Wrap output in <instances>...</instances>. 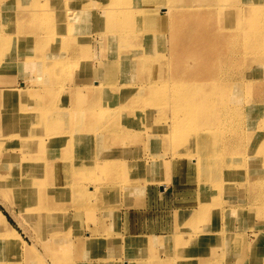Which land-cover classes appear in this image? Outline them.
<instances>
[{"label": "bare ground", "instance_id": "obj_1", "mask_svg": "<svg viewBox=\"0 0 264 264\" xmlns=\"http://www.w3.org/2000/svg\"><path fill=\"white\" fill-rule=\"evenodd\" d=\"M54 1L51 2L54 3ZM72 2L75 5L83 3L84 13H88L90 7L96 6L97 12L100 11L102 15L107 16V20L103 21L106 23V30L111 39L109 54L106 59L104 56L96 57L102 64V69L97 68V70L83 75L81 78V82L92 88V93L88 98H81L77 95L68 96L65 99L68 106L54 107V112L65 114L61 118L59 115H42L38 120L20 117V113L17 112L22 111L20 115H26L31 108L19 107L13 103L8 106L2 105L4 102L13 101L17 83L15 81L0 82V252H3L5 248L15 247L17 249L25 244L16 228L19 227V230L22 229L32 238L35 236L29 233V229H33L37 237L43 241L46 249L52 253H58L56 250L54 251L52 242L50 243V240L47 239V235L56 228L54 219L50 218L56 208L55 205L72 202L73 205L75 204L73 207L80 210L84 200L80 175L82 172H93L98 167L92 160L81 161V157L86 153L88 157L91 155L95 159L99 154L103 155V153L112 150L115 152L118 150L126 151L127 155L129 153L130 145L125 141L114 140L107 145H102L103 142L101 141L96 142L95 135L97 133L106 135L110 139L117 135L131 140L136 134H140L142 137L150 134L152 128L159 126L164 121L163 126L168 127L171 124L170 130L172 132L178 131L179 138L185 139L184 145H189L186 151L194 148L202 162L208 163L210 157L222 154L216 150L218 147L216 148L213 143V141L222 138L228 140L225 150H223V152H229L228 154L235 155L243 151L245 141L250 145V151L257 154L264 152V79L253 81L244 78L239 81L243 77V73L236 66L242 60L250 61L246 65L249 71L261 66L262 63L260 62L264 60L262 47V55H257L260 59L258 62L257 58L249 54L251 50L249 48H254L255 45L249 47L238 40L237 36L240 30H247L251 40L263 37L264 26L252 21V18H263L264 12L259 8L264 7V1L254 0L253 3V0H228V3L221 4L204 0L200 4H193L192 8L202 10L217 9L221 12L225 7L234 10L232 25L226 26V29L215 31L211 36V43L213 44L211 52L213 55H220V57L216 58L206 71H204L205 67L199 59L203 55L202 53L199 54L194 63L190 62L187 52H184L185 55L183 54V47L187 45L186 43L191 42L194 37L190 34L188 26H185L177 18V11L166 7L160 8L161 5L154 6L149 10L141 9L140 6L146 5L149 0H102L100 5H97V0H72ZM230 2L233 4H229ZM78 9L80 8L77 7L73 10L79 12L78 15L83 16L81 15L83 12L78 11ZM97 12H94L96 15L94 18L101 17ZM106 13L108 14L106 15ZM17 15V23L12 26L13 32L0 33V73L9 74L7 72L13 69L17 71L20 64L31 66L39 74L41 71L45 73L49 68H54L56 63L51 59L53 51H39L41 44L45 43L48 37L46 45L53 38L50 46L67 44L69 39L57 35L59 41L56 42L51 35L56 27L52 26L49 29L47 20H41L42 27H34L33 29V41L29 45L23 44V34L27 29L19 27L20 23L31 19L33 22H37L38 16L29 17L25 11ZM162 16L167 22L160 25ZM45 17L48 18V21L54 23L57 21L49 18L48 13L45 14ZM10 24V20H5L2 25L7 29ZM15 27L19 28V32L23 29L22 33H16ZM47 27L50 31L49 34L44 32L41 35L42 30H46ZM161 31L166 33L169 38L168 50L171 53L169 57L161 52L162 50L165 52V45L162 47L161 43L167 39V37L163 39L160 37ZM181 31L184 34L183 39L176 35ZM110 33L114 35L113 38ZM126 41L133 42L135 46L122 57V47ZM14 45L23 49H14ZM60 45H56V47L60 49L59 53L65 56L60 61L62 68L67 67V60L69 62L74 61L77 63L75 65H80L84 58L91 54L85 48H81L80 42H73V46L66 50ZM218 61L221 64L230 63L231 66L227 65L226 69L219 65ZM176 63L178 64L177 67ZM161 70L165 71L163 75H159ZM227 74L239 75L238 81L222 80L210 83L213 76L222 77ZM43 77V82H46L48 78L44 75ZM193 78L195 79L192 80ZM63 81H52L50 85L59 90ZM245 81L252 83L253 87L249 92L250 102H245ZM31 82L33 83L32 80ZM206 84H210L208 88H205ZM4 86L6 87L4 88ZM35 87L32 84L28 85L24 91L32 92L34 100L39 104L52 96L48 94L41 97L35 94ZM255 87L258 88L257 91L254 90ZM42 89L43 93H47L46 87H42ZM58 102L63 104V99ZM41 106L39 105L38 108ZM75 107H81L85 112L83 116L86 121L79 128L77 123L82 120L81 116L76 119L77 122L72 123L69 120L70 110ZM9 113L14 115L17 121L21 119V124L14 123L13 119L8 117ZM34 121H37L41 126L38 124L35 127L32 126ZM41 127H44L47 132ZM93 136L95 137L92 139ZM146 138L147 140L145 137L142 138V143L146 142L147 144L148 141L153 142L155 139L151 138L150 140L148 136ZM85 141L90 143L88 148L80 149L79 146L73 152H69V149ZM35 143L41 145L37 152L31 149V145ZM47 145L55 147L56 150L49 157L43 158L39 153L45 155ZM65 148H67L66 151ZM202 150L214 152L201 153ZM75 159L77 160L75 161ZM52 162L61 166H75L76 169L72 172L71 170L64 172L66 174L64 177V173L60 171V176L56 177V174L45 173V164L48 165ZM106 162L114 163V161ZM228 162L229 160L224 161L220 169L212 170L211 173L220 175L222 169L228 168L225 170L226 174L233 177L234 181L240 182L238 179L240 169L235 171L231 165L227 164ZM263 164L264 160H259L258 156L254 157L253 169L264 174V168L262 167L260 170L258 167ZM116 165L117 167L121 166V172L137 166L131 165V162L127 160L126 162H118ZM177 165L182 167L180 164ZM141 167L150 175L155 172L148 165ZM218 175L213 181L204 180L203 184L200 178L196 190L214 195L224 192L225 187L224 185L220 186ZM58 180L63 181L64 185L63 183L60 184L61 182L59 183ZM263 180L264 177L252 178L248 187L245 188L246 193L248 191L260 193V195L254 194L260 200L261 205L256 213L257 216H264V191L260 192V189L264 188ZM56 182L63 186H55ZM90 188L94 191L93 187ZM158 188L162 191L164 185L160 184ZM241 202H235L237 204L218 202L216 204L214 201L209 205L200 207L198 213H208L209 208L217 206L218 210L225 206L221 213L223 211L224 213L235 212L234 205L239 211L243 205ZM9 216L16 222V227L9 221ZM259 226L263 229L257 231L259 234L256 236L261 237L263 234L264 237V221L260 222ZM224 230L217 231L214 235L221 234L233 242L236 241L237 233L231 229ZM64 245L65 242L62 246ZM259 256L261 257L260 264H264V247L259 251ZM216 259L217 257L213 260H206V263H215Z\"/></svg>", "mask_w": 264, "mask_h": 264}, {"label": "rangeland", "instance_id": "obj_2", "mask_svg": "<svg viewBox=\"0 0 264 264\" xmlns=\"http://www.w3.org/2000/svg\"><path fill=\"white\" fill-rule=\"evenodd\" d=\"M51 1L0 0V33L13 32L14 28L12 26L17 23V14L25 11L29 17L38 16L40 20L38 21L37 18V22H33L31 19L20 23L19 27L27 29L23 34V44L29 45L33 41V29L34 27H42L41 20H47L46 23L48 27L50 26L49 29L52 26L56 27L51 32L56 42L59 41L57 35L69 39L67 44L50 46L53 38L46 45L48 37L45 43L41 44L39 51H53L51 59L56 63L54 68H49L45 73L42 71L40 74L39 72L36 73L31 66L24 64H20L17 71L13 69L7 72L9 74H5L6 72L0 73V82L15 81L17 83L13 101L4 102L2 105L8 106L13 103L19 107H29L31 109L28 114L20 115L22 111L17 113H20V117L31 118L32 120L33 118L38 120L42 115L64 117L65 114L54 112V107L68 106V102L65 100L68 96L77 95L81 98H88L92 93V88L81 82V78L83 75L97 70V68L99 70L103 68L96 57L104 56L106 59L111 47V39L106 30V23L103 21L107 16L102 15L100 11L97 12L95 10L96 6L90 7L88 13H84L83 3L75 5L72 0H55L54 3ZM101 1L97 0V5H100ZM201 1L204 0H149L146 5L143 4L140 8L149 10L154 6L161 5L160 8L166 7L177 11V18L185 26H188L190 34L194 37L191 42L186 43L187 45L183 47V54L185 55L184 52H187L190 62L194 63L199 54L202 53L203 55L199 59L205 67L204 71H206L207 67L216 58L220 57V55H213L211 52L213 45L211 36L215 31L226 29V26L232 25L234 10L230 7H225L221 12L217 9L192 8L193 4H200ZM210 1L221 4L228 3V0ZM229 4L233 3L230 2ZM77 7L80 8L78 11L83 12H80L83 16L78 15L79 12L73 10ZM45 9L49 10L46 12ZM259 10L264 12V7H260ZM94 12H97L101 17L94 18L96 16ZM46 13H48L49 18L57 21L55 23L48 21V18L45 17ZM206 19L208 21H205ZM5 20L11 21L7 29L2 25ZM160 21V25L167 22L163 16ZM252 21L264 26V15L263 18L253 17ZM48 27L46 30H42L40 34L43 35L44 32L49 34ZM22 30L19 32V28H16V33H22ZM110 34L113 38L114 35ZM176 35L178 38L183 39L184 34L182 31ZM237 36L238 40L249 47L255 45L254 48H249L251 49L249 54L257 58L259 62L258 56L263 53L261 47L264 49V34L261 39L251 40L247 30H240ZM160 37L162 39L167 37L166 41L164 40L161 43L162 47L165 45V52L164 50L161 52L169 57L171 55L168 50L169 38L162 31ZM252 41H255V43H252ZM73 42H80L81 48H85L91 54L85 58L83 57L84 60L80 65H75L77 63H74V61L69 62L67 60V67L62 68L60 61L65 56L59 53L60 49L56 45H60L66 50L73 46ZM124 44L121 52L122 57L135 46L131 41H126ZM14 49L23 48L15 46ZM249 62L242 60L236 64L239 71L242 70L243 73V77L239 81L244 78L253 81L264 79V60L260 62L262 63L261 66L248 71L246 65ZM218 64L226 69L227 65L231 66L230 63L224 62L221 64L219 61ZM163 73L165 71L161 70L159 75H163ZM43 75L48 78L46 82H43ZM238 79L239 75L213 76L210 83L222 80L238 81ZM59 80H64L62 82L63 88L56 90L50 84L52 81ZM31 84L36 86L35 94L41 97L42 95L51 94L53 97L50 96L46 100L41 98L43 103L39 104L34 100L32 92L24 91ZM209 85L206 84L205 88H208ZM42 87H46L47 93H43ZM244 88L245 102H250L249 92L253 88L252 83L245 81ZM74 90L79 91L75 92ZM254 90L257 91L258 88L255 87ZM60 99H63V104L58 102ZM39 105H42L41 108H38ZM70 113L69 120L72 123L77 122L76 119L81 116L82 120L78 121L77 127H82V124L86 121L83 116L85 114L83 109L75 107L70 110ZM8 117L12 118L14 123L21 124V119L17 121L14 115L9 113ZM63 120L65 121V118ZM50 121H52L51 118ZM163 122L152 128L150 134L144 136L146 140V136L150 140L155 138L153 142L148 141L147 144L146 142L142 143L144 137L140 134L133 135L131 140H127L117 135L110 139L106 135L97 133L95 135L96 142L101 141L103 142L102 145H107L114 140L125 141L130 145L129 153L127 155L126 151L118 150L115 152L112 150L103 153V155L99 154L95 157L96 160L91 155L88 157L86 153L81 157V161L88 162L92 160L98 167L93 172H82V175H80L84 191V200L81 203L80 210L75 209L73 207L75 204L73 205L72 202L55 205L56 208L50 218L54 219L56 228L47 235V239L50 240V243L52 242L54 251L56 250L58 253L55 254L46 249L43 241L37 237L33 229H29V233L35 236L33 238L22 229L19 230V227H16V222L9 216V221L17 228L25 244L17 249L12 246V248H5L3 252H0V264H205L206 260H213L215 257H217L215 263L209 264H260L259 251L264 247V237L263 234H261V237L256 235L259 234L257 231L263 229L259 224L264 221V216L256 215L261 205L260 200L254 195H260V193L258 191H248L246 193L245 188L248 187L252 178L264 177V174L253 169L254 165H252L255 156H258L259 160H264V152L257 154L250 151V145L245 141L243 151L231 155L228 154L229 152H223L228 140L222 138L213 141L215 147H218L216 150L222 154L210 158L209 155V159L207 158L208 163L202 162L194 148L186 151L189 145H184L185 139L181 140L179 138V132H172L170 130L171 124L165 127ZM37 124L41 126L37 121H34L32 126L35 127ZM41 129H44V127H41ZM89 140L91 141L90 138ZM91 143L93 144V142ZM89 145L90 143L85 141L69 149V152H73L79 146L80 149L83 147L88 148ZM40 146L35 143L31 145V149L37 152ZM55 150V147L47 145L45 155L38 153L41 157L47 158ZM66 150L67 148H65ZM212 152L214 151H201V153ZM126 160L130 161L131 165L135 164L137 166L121 172V166L117 167L116 164L121 161L126 162ZM227 160H229L227 164L231 165L235 171L240 169L238 173L240 182L234 181L233 177L226 174L225 170H228V168L222 169L220 175L211 173L212 170L220 169L221 164ZM106 161H114V163ZM177 164L182 165V167ZM142 165L150 166L155 172L151 175L148 174L145 169H142ZM258 167L262 170L264 164ZM75 169V166H61L55 162L45 164V173L56 174V177L60 176V171L64 173L71 170L72 172ZM217 175L220 186L224 185L225 187L224 192L214 195L196 190L200 178L203 184L204 180L213 181ZM64 176H66L65 173ZM51 177L53 178V176ZM235 177L237 178L236 172ZM58 181L64 185L63 181ZM60 184L56 182L55 186H63ZM160 184L164 185V191L158 188ZM90 187H93L95 192ZM261 189L260 192L264 191V188ZM214 201L216 204L218 202L237 204L235 202L242 201L241 204L244 206L241 205L238 211L236 205H234L235 212L229 213H224V211L221 213L225 206H222L219 210L218 206L209 208L208 213H198L200 207L209 205ZM222 229L224 231L231 229L234 233H237L236 241L233 242L230 238L221 234L214 235ZM64 242L65 245L62 246Z\"/></svg>", "mask_w": 264, "mask_h": 264}]
</instances>
